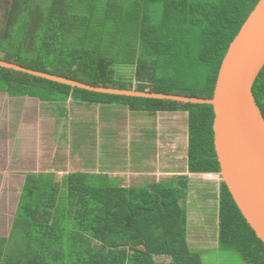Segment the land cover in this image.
I'll return each instance as SVG.
<instances>
[{"label": "trees", "instance_id": "16d2710c", "mask_svg": "<svg viewBox=\"0 0 264 264\" xmlns=\"http://www.w3.org/2000/svg\"><path fill=\"white\" fill-rule=\"evenodd\" d=\"M258 1L0 0V60L93 87L210 99L227 48ZM155 7L158 17L150 13ZM118 65L135 66L134 85L117 78ZM0 92L47 103L185 112L188 172L219 173L210 105L96 93L2 67ZM252 94L264 119V66ZM95 179L68 173L56 184L48 174L26 175L9 234L0 237V264H202L188 246L179 203L188 189L185 175L143 187ZM217 219L220 250L264 264V245L223 182Z\"/></svg>", "mask_w": 264, "mask_h": 264}, {"label": "rangeland", "instance_id": "374dc122", "mask_svg": "<svg viewBox=\"0 0 264 264\" xmlns=\"http://www.w3.org/2000/svg\"><path fill=\"white\" fill-rule=\"evenodd\" d=\"M6 2L7 0H2L4 5L7 4ZM150 13L158 17L160 9L155 7L150 10ZM3 17L4 11L0 8V30L3 26L1 21ZM142 52V50L139 51V57L144 55ZM116 70L117 78L131 81L134 85V65H118ZM16 103H13L11 110L17 113L20 108L15 105ZM13 106H15L14 110ZM24 110L28 112V108ZM176 113L146 114L130 111L126 105L119 104H77L71 101L52 104L49 107L48 131L43 133L41 140L42 151L45 153L44 160L39 162L40 169L47 170L39 174L53 176V179L57 181L56 184L61 182V178L68 173H87L96 176V184L104 180L105 183L124 187H143L150 183L167 185L173 179L166 177L167 175H163L159 182L155 183L158 179L156 176H145L140 180L135 175H123V172L128 170L153 172L155 166L167 168L171 159L169 156L174 157L178 171L184 170L187 114L180 111ZM172 115L175 117L171 118ZM1 142L3 143L4 140ZM171 150L175 153H169ZM190 178L192 184L194 183L190 187L192 191L187 189L186 197L182 198L179 203L186 210V214L196 208L205 212L204 214L198 213L201 217L198 218L194 227L201 231L199 233H204L214 239L216 218L211 210L216 204L214 199L218 194L220 175L216 177V185L208 189L197 184L201 180L208 181L207 178L212 177L192 175ZM0 190L4 194L3 199H0V207L1 204L5 205L7 198L8 201L14 202V197L18 198L20 193L19 187L14 188L15 194L11 197L6 194L9 190L13 191V188L0 187ZM207 195L211 196V201L214 200L210 205H207ZM203 215H207L209 221L204 232L202 231L204 229ZM7 221L9 220L6 219ZM7 235V228L0 230V237ZM204 253L207 258L204 259V264H246L232 251Z\"/></svg>", "mask_w": 264, "mask_h": 264}, {"label": "water", "instance_id": "95a60500", "mask_svg": "<svg viewBox=\"0 0 264 264\" xmlns=\"http://www.w3.org/2000/svg\"><path fill=\"white\" fill-rule=\"evenodd\" d=\"M263 66L264 0L257 2L229 44L210 99L93 87L0 60L2 68L91 92L210 105L220 180L264 245V119L252 94V85Z\"/></svg>", "mask_w": 264, "mask_h": 264}, {"label": "crops", "instance_id": "0c3cea01", "mask_svg": "<svg viewBox=\"0 0 264 264\" xmlns=\"http://www.w3.org/2000/svg\"><path fill=\"white\" fill-rule=\"evenodd\" d=\"M68 101L76 103L71 99H69ZM14 102L15 103L17 102L15 105H17L18 108H20L17 111V113L11 110V106L13 105ZM52 104L54 105L57 103L41 102L37 98H33V97L28 98L27 96L10 97L8 96V94L4 92H0V187L13 188V191L9 190L6 196H10V197L14 196L15 187H19L21 192L26 175L31 173L33 174L41 173L47 170V169L41 170L39 162L44 160L43 157L45 153L42 151L43 148H42L41 140L43 137V133L45 134V132L48 131L49 107ZM34 105L35 107H33ZM24 108L25 109L28 108V112H26ZM14 109L15 106H13V110ZM145 113L161 115V114H171L173 112H156V113L145 112ZM170 117L171 118L175 117V115H172ZM2 140H4L3 143L1 142ZM186 150L187 147L185 149V155H186ZM171 152L175 153L173 150L169 151V153ZM163 156L165 157V154H163ZM169 158L171 159L167 164V168L164 167L157 168L155 166L153 172L128 170L125 171V173L123 172V175L126 176L128 174L132 176L135 175V177H137L140 180H142V177L145 176H156L158 179L155 181V183L159 182V179H161L160 177H162L163 175H167L166 177L168 178H174L179 175H185L187 177V185L189 189L188 191L190 190L192 191L190 187H192V185L194 184V183L192 184V179L190 178L192 175L212 177L211 179L207 178L208 181L201 180V182L197 184L198 186L202 185V187L205 186L208 189L216 185L215 182H217L216 181L217 180L216 177L218 176L217 173H211V174L189 173L187 170L186 158H185L184 170L181 169L180 171H178L175 167L177 162L175 161L174 157L169 156ZM55 173H58V171H55ZM219 185L220 184H218V192H219ZM3 196L4 194L2 190H0V199ZM210 197L211 196L207 195V199H206V201L208 202L207 205H210L212 201L214 202V200H216V204L213 207V210H211L213 213H215V218H216V234L214 239L210 238V236L205 235L204 233H199L200 230L194 227L195 223L198 221V218L201 217V215L198 216V213L200 214L201 212L199 208H196L195 210L193 209L186 214L187 243L190 249L200 253L202 264H204V259L206 258V254L204 252L221 251L217 245L218 194L216 198L212 201ZM18 198L14 197L15 200L14 202H10V200L8 201L7 198L5 205L1 204L0 207V218H1L0 230L7 228L8 234L12 225V220L14 218L17 209ZM207 211L208 210H206V212ZM201 213L204 214L205 212L202 211ZM5 217L6 219L9 220L7 221L8 225ZM203 218L204 220H202V222L204 225L203 226L204 229H202V231L204 232L206 230L205 229L206 226H208L209 221L207 215H203ZM3 219H5V221H2Z\"/></svg>", "mask_w": 264, "mask_h": 264}]
</instances>
